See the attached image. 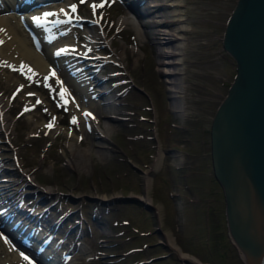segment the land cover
I'll list each match as a JSON object with an SVG mask.
<instances>
[{
  "label": "rangeland",
  "instance_id": "rangeland-1",
  "mask_svg": "<svg viewBox=\"0 0 264 264\" xmlns=\"http://www.w3.org/2000/svg\"><path fill=\"white\" fill-rule=\"evenodd\" d=\"M90 1L70 0L88 19L94 14ZM178 1L185 40L184 89L179 97L185 105L183 113L173 110L156 45L148 38L139 39L130 23L119 27V19L128 13L124 0H107L103 7H97L98 14H103V28L93 30L100 31L104 39L98 38L94 47L104 57V73L114 76L108 81L113 86L112 93L121 95L114 111L107 107L102 112L105 115L113 111L124 117L121 121L108 120L114 129L105 140L99 139L92 127L88 128V138L81 136L78 117L84 115V105L76 112L71 108V98L80 93L70 79L67 85L71 91L65 84L60 85L59 76L53 72L37 75L32 69L28 71V62L19 64L17 60L9 62L6 58V62L0 58V70L7 76H0L1 104L7 105V113L14 119L6 133L0 121L1 165L12 167L5 161L13 157L33 182L9 172L11 189L18 194L29 193L27 198L37 209L54 204L49 215L66 217L60 231L78 227L66 238L67 249L72 250L69 264H131L138 260L143 264H185L172 248V256L165 255L168 250L159 243L162 240L155 232L157 226L164 232L165 242L171 241L181 253L196 260L195 264H245L227 230L224 198L213 177L210 157L211 121L236 72L234 59L221 44L236 0ZM63 2L47 7L68 6L69 10L71 5ZM87 32L78 27L80 43H85ZM130 47L138 48V55ZM116 55H123L122 59ZM21 65L26 67L21 69ZM98 120L101 125L105 122L101 117ZM70 134L76 139L81 137L77 139L81 148L92 147L93 159L91 164L87 162L86 169L68 162ZM104 143L106 156L100 159L96 156L97 146ZM173 147L181 148L183 155L174 157L176 154L166 152ZM161 152L164 158L155 168ZM48 188L52 192L46 197L43 191ZM177 193L183 199L180 208L171 199V194ZM40 197L43 199L37 203ZM135 197L151 202L156 214L152 216ZM207 209L211 210L209 216ZM9 248L16 252L0 236V264L7 259L8 264H27L25 259L17 258L10 262Z\"/></svg>",
  "mask_w": 264,
  "mask_h": 264
},
{
  "label": "bare ground",
  "instance_id": "bare-ground-1",
  "mask_svg": "<svg viewBox=\"0 0 264 264\" xmlns=\"http://www.w3.org/2000/svg\"><path fill=\"white\" fill-rule=\"evenodd\" d=\"M63 1H64L63 3L64 5L72 4L70 0H63ZM92 2L93 0H91L89 3L91 4ZM16 4H17L16 0H0V58H2L3 61L4 60L6 61V58H8L9 62L10 60L12 61L17 60L19 64L23 62H28L30 69H32L34 73H36L37 75L38 74L48 75V74H52L53 72L54 74L59 76L60 81L63 82L65 86H67V78L65 74L62 72V69L63 70L65 69L63 63L69 62L70 67L76 73V78L77 80H79L78 82L83 85L82 87L83 94L75 97V100L70 101L71 103L70 106L75 112L78 110L79 106L84 105V109H83L84 115L82 114L81 116L78 117V120L81 121L80 122L81 123L80 126L82 129L81 136L83 138H88L89 136L88 132H91L88 130V128L92 127V130H94V132H97V134H99V139L102 140L108 139L110 132L114 129L113 123L108 120L115 121L116 119H114L115 114L112 113L113 111H108L109 113L108 114L106 113L107 115L106 114L104 115L102 109L109 107L108 105H112L114 102L116 103L117 98L121 96L118 95V93L117 94L111 93L113 91V86H110V84L107 83V81L111 80V78H113L114 76L109 75L108 78H106L101 74H99V77L101 76L100 78L97 75L95 76V78L90 76V74L95 72L86 71L83 66L84 65L83 62H81L79 60V57L77 56V54L79 53L91 54L94 43L97 42L98 38L104 39V36L100 33V31L97 32L93 31L92 26L86 25V27L89 28L88 29L89 32H87V34L85 35L86 36V39L84 41L85 43L82 44L78 41V35L76 29L72 26V24L67 22L64 23L63 25L52 24L51 28L49 29L46 28L45 26L39 27L38 25L33 23L32 26L34 27L33 29L34 32L31 34L23 29L20 23V18L21 17L31 18L34 15L43 16V13L45 12L46 8L45 6L43 7L40 6L39 8L35 7L32 10H30V12L26 11L24 14L18 15L15 9ZM179 6L180 5L178 0H145L142 6L144 8L136 7V9H133L129 6H126L128 13L119 19L118 24L120 28H122L124 25H127V23L132 24V26L135 28L136 34L139 39L144 40L145 38H148L149 40L152 41L153 45H156V49L159 53L157 57L161 60L160 70L161 73H163L162 75L164 76V78L167 79V83L169 85V89L167 91L170 93L169 99H171L172 106L174 108L173 110L174 112L183 113L185 111V105L180 102L179 97H181L180 94L184 89V80L182 75L184 70L183 55L185 50V43H184L185 40L184 37L181 35L183 33L181 31L184 30V27L180 26V24L184 19L180 14L178 8ZM67 7L59 8L57 10H52L53 12H47V14L49 13L52 14L49 16L47 15L48 18L56 19L61 17L60 15L62 16L65 15V12L69 11ZM31 11L36 13L32 15ZM13 15H15V17L18 18H15ZM175 25H179V26L176 27L175 29L170 28ZM60 30L64 31V34L62 35L58 34V31ZM149 30H151V32ZM23 31H25L26 34H23ZM39 31L43 33V36L45 38L49 39L48 43L44 40V37L42 38L40 36L41 33ZM34 40L38 41L39 43L38 46L35 45ZM105 46L109 47L108 43H105ZM59 47L65 48L62 52V55L59 56L60 58H58L54 52L56 48ZM130 49L133 53H135V55H138L139 53L138 48L130 47ZM123 53H125V47L123 48ZM116 56L121 60L123 55L121 57L118 55ZM110 57L114 58V56H110ZM54 58L55 59L57 58L56 60H58V63L54 64L53 62H51V60H53ZM136 58H138V56H136ZM87 63L89 66V67L87 66V68L89 69L94 62H92V60L90 61L87 60ZM4 75L5 74L2 72V70H0V76H2L1 78H4ZM93 85L95 87L91 89L90 86ZM68 89H70L71 91L70 87H68ZM106 90L108 91L110 90L109 91L110 93L107 91L106 94L103 95L102 93H104V91ZM103 98L104 100H102ZM103 101L106 102V105L102 104ZM2 102L3 101H1L0 99V121L3 127L2 131L6 133V131H8L11 125L13 124L14 119L9 117L6 109L7 105L1 104ZM85 111L86 112L93 111L92 116L91 117L86 116ZM99 117L105 120L103 125L100 124L98 120ZM55 130H56L55 132H57L59 128L58 129L56 128ZM80 138H81L80 136L77 137L78 140ZM77 139L74 135L70 136V142L68 143V151H69L68 162L72 164L75 168L80 167L82 169H86L87 162L90 163L91 159H93L92 147L81 148L79 145V141ZM7 145H9L8 142ZM106 148L107 146L105 143L97 146L96 156L100 159L105 157L106 152H104V149ZM164 154L165 153L161 152L158 155V159L155 162V168H157L159 164L162 162L164 158ZM11 159L13 160V157ZM8 168L10 169L11 167H5L3 169H8ZM13 170L14 173L21 180H23V177H25L24 173L18 171L19 169L17 167H13ZM28 178L29 177L26 176L27 180L33 182L32 179H28ZM150 182H151V178H148L147 179L148 188L149 185H151ZM6 186H12V180L11 179L2 180L0 178V193L5 191L4 188H6ZM43 192L47 197V195L50 194V192L52 191L50 188H48V190L46 191L44 190ZM3 197L5 198V196ZM1 201L2 198L0 196V202ZM36 213H40V211H36ZM38 220L40 219L34 217V221L38 222ZM2 221L4 222V220ZM43 222L44 225H46L45 221ZM0 236L5 241L7 242L10 241L9 237H7V234H5V232H3L2 230H0ZM77 237H80V233H78ZM24 238H27L26 241H28L27 242L28 244H35L37 237L30 235V236H24ZM231 240L234 246L238 249L232 238ZM65 243H69V242L65 240ZM169 245H171L172 247L171 246L170 247L175 252H177L181 257L188 258L192 262L197 263L196 260H193V258L188 257L184 253H181V251L178 250V248H175L176 246L174 247L171 241L169 242ZM75 246L76 245H74V247ZM14 249L16 250V252L10 250V248L7 249L8 250L7 252L11 255L10 262H12L13 259L16 258L19 261H21V259H24L23 258L24 256L28 257L27 255L22 253L23 250H19V247H14ZM85 251H86L85 253H88L87 250ZM87 256L88 259L93 258V256L90 255ZM29 259L30 258H28V260ZM8 260L9 259L4 260L3 264H8L9 263ZM29 261H31V264H38L37 261L34 262L32 259H30ZM50 261H52V264L58 263L55 256L51 257ZM27 264H29V262Z\"/></svg>",
  "mask_w": 264,
  "mask_h": 264
},
{
  "label": "water",
  "instance_id": "water-1",
  "mask_svg": "<svg viewBox=\"0 0 264 264\" xmlns=\"http://www.w3.org/2000/svg\"><path fill=\"white\" fill-rule=\"evenodd\" d=\"M222 48L236 72L210 125L212 170L223 189L228 233L245 264H264V0H236Z\"/></svg>",
  "mask_w": 264,
  "mask_h": 264
},
{
  "label": "flooded vegetation",
  "instance_id": "flooded-vegetation-1",
  "mask_svg": "<svg viewBox=\"0 0 264 264\" xmlns=\"http://www.w3.org/2000/svg\"><path fill=\"white\" fill-rule=\"evenodd\" d=\"M143 93V92H142ZM171 152L174 154H176V155H174L175 157H177L178 155L179 156H182L183 155V150L180 148L179 150H178V148H172V150H171ZM181 168V166H179L178 167V169H180ZM220 186V185H219ZM185 190L187 189V187L186 186H184L183 187ZM220 188H221V186H220ZM221 190H222V188H221ZM222 197L224 198V195H223V192H222ZM171 199L174 201V204L178 207V208H180L182 205V202H183V199L181 198V196H180V194L179 193H177V194H171ZM144 208V207H143ZM151 213H153L152 214V216H154L155 214H156V211L154 212V211H152ZM208 215L207 216H209V214L211 213V210L210 209H207V212H206ZM206 220H207V224H208V220H209V217L208 218H206ZM210 227V226H209ZM208 230H209V228H208ZM155 232H156V234H157V236L163 241H161V242H159V243H161L162 245H163V247L166 249V250H168V253L166 254L167 256H172V254H173V250L171 249V247L169 246V244L168 243H166L165 241H166V239L164 240V238H165V234H164V232L157 226L156 227V230H155ZM208 238H209V240H210V234H208ZM183 262V261H182ZM183 263H185V262H183ZM185 264H190V263H185Z\"/></svg>",
  "mask_w": 264,
  "mask_h": 264
},
{
  "label": "snow or ice",
  "instance_id": "snow-or-ice-1",
  "mask_svg": "<svg viewBox=\"0 0 264 264\" xmlns=\"http://www.w3.org/2000/svg\"><path fill=\"white\" fill-rule=\"evenodd\" d=\"M82 2H83V0H82ZM100 6H103V5H100ZM92 7H93V9L95 10V8L97 7V5H92ZM72 11H73V12L75 11V6H73ZM46 15H52V14L49 13V14H46ZM24 67H26V66L21 65V69H23ZM28 71H31V69H28ZM53 75H55V74L53 73ZM61 95L63 96L64 93L62 92ZM85 115L87 116L88 114L85 113ZM73 122H75V120H74ZM51 126H52L51 124L48 125V127H51ZM23 258H24L25 260H28V257H26V256H24ZM29 264H31V261H29Z\"/></svg>",
  "mask_w": 264,
  "mask_h": 264
}]
</instances>
